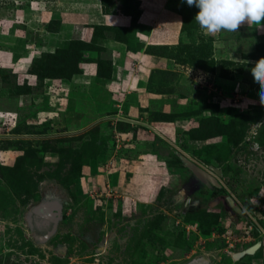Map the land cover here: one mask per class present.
Wrapping results in <instances>:
<instances>
[{
    "label": "rangeland",
    "instance_id": "1",
    "mask_svg": "<svg viewBox=\"0 0 264 264\" xmlns=\"http://www.w3.org/2000/svg\"><path fill=\"white\" fill-rule=\"evenodd\" d=\"M166 1H155L152 19H159L157 25L168 21L166 6L184 16L185 27L179 46L159 50L172 62L153 73L149 89L177 94L183 101L171 105V99L151 97L147 117L155 112L171 121L157 123L155 133L144 135L146 140L137 137L119 157L114 132L129 127L124 125L127 120L111 127L115 109L94 115L87 125L60 129L58 119L38 126L31 120L29 125L27 120L43 105L40 84L32 94L41 104L27 110L20 105L16 76L0 68L1 110H15L17 127L33 133L0 130V264H189L200 256L209 264H264V105L250 71L264 58V21L260 27L245 23L238 32L210 35L194 21L198 8L189 7L186 0ZM103 4L107 12L130 14L134 20L139 16L136 0ZM69 5L61 0H0V42H6L2 57L9 53L13 61L26 54L43 58L46 28L59 31ZM122 36L129 47L144 48L129 34ZM97 41L89 53L106 74L109 54L101 55ZM67 43L60 48L68 53ZM77 49L85 54L84 47ZM183 66L196 75L190 76ZM200 72L208 82L199 81ZM162 100L171 107L156 104ZM10 124L9 117L0 118V127ZM8 141L15 148L1 150ZM183 159L220 169L225 176L222 189L192 188L194 175ZM224 194L253 211L251 222L226 213L225 204L216 199ZM55 200L64 206L63 218L54 233L39 238L29 217L38 205ZM226 220L237 235L252 225L257 233L253 236H261L239 245L233 241L229 249L211 232ZM258 243L261 247L254 253L234 259V253Z\"/></svg>",
    "mask_w": 264,
    "mask_h": 264
},
{
    "label": "crops",
    "instance_id": "2",
    "mask_svg": "<svg viewBox=\"0 0 264 264\" xmlns=\"http://www.w3.org/2000/svg\"><path fill=\"white\" fill-rule=\"evenodd\" d=\"M61 1L70 4L69 9L62 12V24L59 31L54 32L46 28L48 36L42 37V40H46L47 43L46 53H56L61 44L71 40L91 43L94 38L95 27L115 28L118 30L120 38L115 35L112 36L111 33L109 35L107 32L104 33V37L100 33L97 37L103 51L101 55L103 53L109 54L106 58L107 62L111 63V78L98 76V61L93 59L95 56L93 57L92 54L86 52L84 58L89 60L79 65L81 74L78 76L71 80L60 77L44 79L41 88L43 91L41 95L43 105L37 106L40 108L36 110V116L28 119L27 123L31 124V120L33 123L37 121L38 126V124L43 125L49 120L54 123L58 119L57 122L62 123L58 126L60 129L66 126H78L82 123L87 125L94 115L111 114L114 109L117 111V116L114 119L113 116L110 117L111 120L113 119L111 127L116 126L117 121L122 122L123 120H127L128 123L136 127L139 124L147 123L156 127L155 125L159 122L165 123V121H151L150 115L147 117V114H149V99L151 97L168 98L171 99L170 104L172 105L176 104L175 101L178 96L177 94L170 96L151 91L149 83L156 70H163L171 65L170 58L160 56L158 53L163 48L171 49L180 45L184 16L178 12L167 10L165 6L164 9L173 18L170 17L165 23L157 25L159 19L157 17H154L156 20L152 19L155 15L153 6L157 0H136L140 5L139 16H137L136 21L130 14L105 12L103 0ZM167 1L169 4L170 0ZM167 1L165 4H167ZM80 9L83 11H80ZM137 27L139 28L136 29ZM133 32L134 35L132 36ZM126 33L129 34V38H133L135 45H138V47L144 46V48L129 47L121 38L123 37L122 34L125 35ZM5 43L0 42V51L6 46ZM147 48H153V53L146 52ZM36 57V55L29 57V54H26L13 61L9 53L8 56L4 55V57L0 54V68L12 70L19 88L28 86L31 91H34L39 85V80L29 70L33 59ZM84 97L87 98V102L82 101L85 99ZM180 99L182 100V98ZM34 104L41 103L39 101L35 103L32 92L20 94V105L22 107L31 110L34 108ZM156 104L166 105V108L171 107L164 100L157 101ZM0 111H3L2 114L10 111L8 113H16L19 116V113L13 109L1 110L0 108ZM83 111L84 114L82 115L81 112ZM66 121L67 123H65ZM87 129L85 127V130ZM139 133L141 137L144 135L149 137L147 131L139 130ZM145 136L143 137L144 140L147 138Z\"/></svg>",
    "mask_w": 264,
    "mask_h": 264
},
{
    "label": "clouds",
    "instance_id": "3",
    "mask_svg": "<svg viewBox=\"0 0 264 264\" xmlns=\"http://www.w3.org/2000/svg\"><path fill=\"white\" fill-rule=\"evenodd\" d=\"M186 3L199 9L194 21L210 35L221 31L238 32L245 23L260 27L264 21V0H186ZM250 71L259 86L260 102L264 105V58L256 61ZM16 127L17 124L13 129Z\"/></svg>",
    "mask_w": 264,
    "mask_h": 264
},
{
    "label": "trees",
    "instance_id": "4",
    "mask_svg": "<svg viewBox=\"0 0 264 264\" xmlns=\"http://www.w3.org/2000/svg\"><path fill=\"white\" fill-rule=\"evenodd\" d=\"M105 12L106 9L104 8ZM136 21V19H135ZM184 27H185V18H184V26H183V31H184ZM118 30L115 28H108V27H95V32H94V38L93 41L91 43H86L80 40H71V41H67L68 45L70 46V50L67 53V50H64L65 48H59L57 50L56 53L54 54H45V56L42 58L40 57L38 59V57L34 58L31 64V68H30V72H32L33 74H35L39 80V84H40V89L43 86V81L45 78H63L66 80H71L72 78H74L75 76H78L79 74H81V70L79 69V65L83 62H85L86 60L89 59H85L84 58V54H79V50L77 48H79V46L84 47V52H89L91 51V49L93 48V46H96L97 44V37L100 33V35L102 37H104V33H115L118 34L117 32ZM165 49V48H163ZM146 52L149 53H153V48H147ZM99 66V75L98 76H108L107 78H111V67H110V72H107L106 74L104 72H102V68H101V63H98ZM1 71V70H0ZM38 87V86H37ZM19 88V87H18ZM20 94H22L23 92H32L31 89L28 86L25 87H20ZM149 111V110H148ZM150 120L151 121H167L170 122L171 120H165L162 116H159L157 113L152 112L150 113ZM31 125V124H29ZM124 125H127L129 128H126L124 132H135V140L136 142H138L137 140V133L138 130H145L146 127L143 126H133L131 123L126 122ZM131 127H130V126ZM18 126V125H17ZM229 126V124H228ZM124 129V128H122ZM12 134L14 135H32V132H25L22 129H19L18 127H16L14 130H12ZM211 134V131L210 133ZM197 139V138H196ZM12 147H15V143H11L10 141H8V143H6L5 148H1V150H8ZM8 148V149H7ZM122 151L127 152L125 149H123ZM123 153V152H122ZM219 225H215L211 232L218 229L220 232H223V229L219 228ZM257 234V233H255Z\"/></svg>",
    "mask_w": 264,
    "mask_h": 264
},
{
    "label": "flooded vegetation",
    "instance_id": "5",
    "mask_svg": "<svg viewBox=\"0 0 264 264\" xmlns=\"http://www.w3.org/2000/svg\"><path fill=\"white\" fill-rule=\"evenodd\" d=\"M183 162L187 165L189 172L192 173L191 169L189 168L191 163H188L184 159H183ZM204 169L206 171H208L209 173H211L212 175H215L210 170V167H208V168L205 167ZM215 177L218 178L217 175H215ZM224 177L225 176L223 173L222 178H220L221 183H222V179ZM193 178H194L195 182H193L192 188H196V189H200L202 187L203 188H212V189L216 190L217 192H219L222 189V188H219V189L215 188L210 183L204 184L203 182H201L196 177H193ZM197 185L199 186L198 188L196 187ZM216 199L217 200L220 199L221 200L220 202H223V204H225V211L231 218H236V219L241 218L242 220H246L248 222L251 220V215H252L253 211H250L251 210L250 208H248L246 210L245 208L241 207V205H239L233 197L230 196V199H229V197H226L224 194V195L216 196ZM63 208H64V206L60 203V201L55 200V201H45L41 205H38L37 207H35V209L32 210V213L29 217L30 218L29 224H30V227L33 228L32 230L36 231L37 237L42 238V239H46L52 233H54V231L56 230V228L58 226V223L63 218L62 217ZM45 211H46V213H45ZM38 234H39V236H38Z\"/></svg>",
    "mask_w": 264,
    "mask_h": 264
},
{
    "label": "built area",
    "instance_id": "6",
    "mask_svg": "<svg viewBox=\"0 0 264 264\" xmlns=\"http://www.w3.org/2000/svg\"><path fill=\"white\" fill-rule=\"evenodd\" d=\"M185 67V69H188V72L190 73V76H195L196 72L190 68H188L187 66H183ZM198 76V75H197ZM199 81L202 83L208 82L209 79L207 78V75L203 72L199 73ZM9 117V121L11 122L10 126L6 127V125H3L0 127V130H4V131H11L13 129L14 126H16L17 123V115L14 113H8V112H4L3 114L0 112V118H8ZM139 126H143L146 127L145 130H143L144 132L147 131L148 135L151 136V133H155L156 130L154 129L155 127H153V125H148L147 124H139ZM5 128V129H4ZM11 128V129H9ZM142 131V130H141ZM114 137H115V141H116V155L115 157L118 156V154L121 152L122 150L125 149L127 144H132L131 142H136L135 140V136L134 133L131 134L129 132L125 133V132H114ZM137 137H139L140 139H142V137L140 136V133H137ZM11 149V148H10ZM9 149V150H10ZM1 152V151H0ZM119 157V156H118ZM121 159V158H119ZM119 159H116V161H119ZM122 162V161H121ZM109 164L107 165V167H109ZM112 164V163H111ZM111 166V165H110ZM228 220L231 221L230 218H228ZM227 222V220L225 221V223ZM233 223H226L224 224L221 229H223V232H220L218 229L214 230V236L218 237V239H221V237L223 239H221V241L223 240L224 244L227 245L229 247V249H231L232 247H234V242H236L235 244L239 245V243L242 242H251L253 240H255L256 236L254 234V227L252 225H249L248 227H245L243 229H241L243 233V235H239L240 237H238L237 233H235V229L231 227ZM232 242V244H231ZM238 242V243H237Z\"/></svg>",
    "mask_w": 264,
    "mask_h": 264
},
{
    "label": "water",
    "instance_id": "7",
    "mask_svg": "<svg viewBox=\"0 0 264 264\" xmlns=\"http://www.w3.org/2000/svg\"><path fill=\"white\" fill-rule=\"evenodd\" d=\"M189 168L191 169L194 177H196L197 179H199L201 182H203L204 184H211L212 186H214L215 188H222V183L220 182V178H222L223 173L220 169L214 167V166H210V170L218 176L215 177V175H212L211 173H209L208 171H206L203 167L198 166V165H191L189 166ZM230 199V197H229ZM232 199V198H231ZM233 200V199H232ZM238 208V207H237ZM46 213V211H45ZM44 213V214H45ZM261 247V243H258L256 245H254L253 247H251L248 250L245 251H241V252H237L233 254L234 259L238 260L240 258H242L244 255L246 254H252L254 253L257 249H259ZM189 264H209V260H207L206 258H204L203 256L197 257L195 258L191 263Z\"/></svg>",
    "mask_w": 264,
    "mask_h": 264
}]
</instances>
